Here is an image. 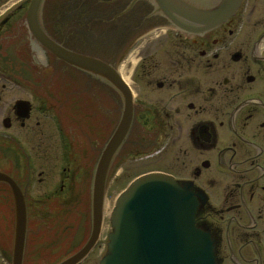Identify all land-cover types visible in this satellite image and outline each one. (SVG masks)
Listing matches in <instances>:
<instances>
[{
  "label": "flooded vegetation",
  "instance_id": "af4514ba",
  "mask_svg": "<svg viewBox=\"0 0 264 264\" xmlns=\"http://www.w3.org/2000/svg\"><path fill=\"white\" fill-rule=\"evenodd\" d=\"M29 5L0 0V264H98L117 195L149 172L190 193L217 264H264V0L209 26L156 0H42L45 37L127 88L47 49Z\"/></svg>",
  "mask_w": 264,
  "mask_h": 264
},
{
  "label": "water",
  "instance_id": "95a60500",
  "mask_svg": "<svg viewBox=\"0 0 264 264\" xmlns=\"http://www.w3.org/2000/svg\"><path fill=\"white\" fill-rule=\"evenodd\" d=\"M42 0H31L27 19L33 35L58 57L81 68L107 76L124 87L117 74L103 62L69 52L45 37L38 26ZM188 20L207 24L232 15L241 0H219L217 5L202 0H156ZM131 100L101 160L103 166L122 139L129 124ZM195 205L190 193L168 176L147 174L132 182L118 197L110 214L112 231L99 264H217L214 240L195 226Z\"/></svg>",
  "mask_w": 264,
  "mask_h": 264
},
{
  "label": "rangeland",
  "instance_id": "374dc122",
  "mask_svg": "<svg viewBox=\"0 0 264 264\" xmlns=\"http://www.w3.org/2000/svg\"><path fill=\"white\" fill-rule=\"evenodd\" d=\"M149 168H150V165L140 166V167L137 168V172H141V171L146 170V169H149ZM120 187H121V186H120ZM121 188H122V187H121ZM121 188H117V189L113 192V195L116 194ZM113 195L111 196V198H109V199H110V202H111V200H112V198H113Z\"/></svg>",
  "mask_w": 264,
  "mask_h": 264
}]
</instances>
